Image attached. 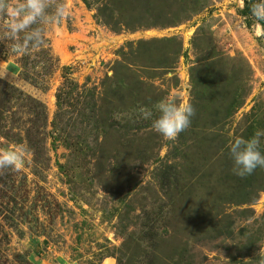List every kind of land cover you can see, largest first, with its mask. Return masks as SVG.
<instances>
[{"label":"rangeland","instance_id":"obj_1","mask_svg":"<svg viewBox=\"0 0 264 264\" xmlns=\"http://www.w3.org/2000/svg\"><path fill=\"white\" fill-rule=\"evenodd\" d=\"M63 2L41 48L0 39V151L31 152L0 170V264H260L264 168L229 152L264 130L244 0ZM162 99L195 109L175 140L139 112Z\"/></svg>","mask_w":264,"mask_h":264},{"label":"clouds","instance_id":"obj_2","mask_svg":"<svg viewBox=\"0 0 264 264\" xmlns=\"http://www.w3.org/2000/svg\"><path fill=\"white\" fill-rule=\"evenodd\" d=\"M68 7L63 0H0V20H3L0 39L9 41L5 46L7 55L20 56L41 48L44 41V26L58 25L68 16ZM250 15L257 26L264 27V0H254ZM143 119H151V129L165 140H175L191 124L195 109L191 103H176L162 99L152 109L140 108ZM264 130H257L250 138L236 137L229 144L232 171L243 178L258 167L264 168V153L260 146ZM30 150L24 145H14L0 151V170L20 171ZM264 264V247L257 253Z\"/></svg>","mask_w":264,"mask_h":264},{"label":"trees","instance_id":"obj_3","mask_svg":"<svg viewBox=\"0 0 264 264\" xmlns=\"http://www.w3.org/2000/svg\"><path fill=\"white\" fill-rule=\"evenodd\" d=\"M252 2H254V0H244V10L242 11V14L247 17H250L251 20H254L250 15V11H249Z\"/></svg>","mask_w":264,"mask_h":264},{"label":"crops","instance_id":"obj_4","mask_svg":"<svg viewBox=\"0 0 264 264\" xmlns=\"http://www.w3.org/2000/svg\"><path fill=\"white\" fill-rule=\"evenodd\" d=\"M41 264H43V261L41 262Z\"/></svg>","mask_w":264,"mask_h":264}]
</instances>
